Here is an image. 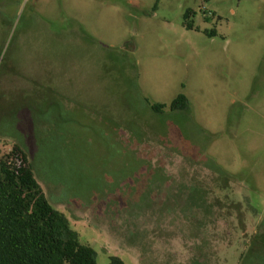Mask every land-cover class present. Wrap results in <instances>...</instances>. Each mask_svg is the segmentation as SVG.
<instances>
[{
	"label": "rangeland",
	"instance_id": "rangeland-1",
	"mask_svg": "<svg viewBox=\"0 0 264 264\" xmlns=\"http://www.w3.org/2000/svg\"><path fill=\"white\" fill-rule=\"evenodd\" d=\"M2 143L96 264H264V0H0Z\"/></svg>",
	"mask_w": 264,
	"mask_h": 264
},
{
	"label": "trees",
	"instance_id": "trees-1",
	"mask_svg": "<svg viewBox=\"0 0 264 264\" xmlns=\"http://www.w3.org/2000/svg\"><path fill=\"white\" fill-rule=\"evenodd\" d=\"M190 10L183 14L185 27ZM162 104H154L158 110ZM187 100L178 94L172 109H186ZM0 264H96L95 251L81 243L68 218L48 201L18 144H0ZM108 264H124L110 256Z\"/></svg>",
	"mask_w": 264,
	"mask_h": 264
}]
</instances>
